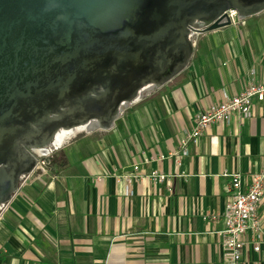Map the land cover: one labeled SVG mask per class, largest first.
I'll list each match as a JSON object with an SVG mask.
<instances>
[{
  "label": "crops",
  "instance_id": "0c3cea01",
  "mask_svg": "<svg viewBox=\"0 0 264 264\" xmlns=\"http://www.w3.org/2000/svg\"><path fill=\"white\" fill-rule=\"evenodd\" d=\"M263 78L264 11L195 34L181 73L111 129L65 138L47 174L19 186L0 212V264H224V223L210 216L228 199L223 172L248 181L262 168L264 101L252 102L249 117L213 123L187 155L181 140L210 104ZM155 170L165 180H153ZM258 212L264 240V199ZM243 239L241 264H264V243L257 252L251 231Z\"/></svg>",
  "mask_w": 264,
  "mask_h": 264
},
{
  "label": "water",
  "instance_id": "95a60500",
  "mask_svg": "<svg viewBox=\"0 0 264 264\" xmlns=\"http://www.w3.org/2000/svg\"><path fill=\"white\" fill-rule=\"evenodd\" d=\"M264 0H0V211L79 128L108 130L189 64L194 35ZM49 152V153H50Z\"/></svg>",
  "mask_w": 264,
  "mask_h": 264
},
{
  "label": "built area",
  "instance_id": "2783aa9c",
  "mask_svg": "<svg viewBox=\"0 0 264 264\" xmlns=\"http://www.w3.org/2000/svg\"><path fill=\"white\" fill-rule=\"evenodd\" d=\"M228 15L232 24H235L237 22L236 11L230 10L228 11ZM254 100L258 102L264 101V78L259 82L249 83L237 95L226 96L222 101L210 104L206 109L197 114L194 126L185 132L181 140L182 150L180 154L187 155L188 144L196 143L203 132L213 123L221 121L228 122L233 114L249 117L251 115V105ZM48 162L49 160L47 158H40L37 161L35 170L40 169L41 172H45V167ZM133 170L136 171L134 174L125 177V190L127 194H130L132 179L139 178L138 166L135 165ZM29 175L23 180L26 181ZM149 176L153 180H165V175L159 174L157 170L152 171ZM223 176L229 178L226 186L228 199L223 211L219 214H212L210 219L214 221L222 220L224 223L223 230L219 232L221 236V256L224 264H241L245 246L243 239L245 232L249 230L255 236V242L253 244L255 251H260L264 243L260 234L261 217L258 212L259 205L264 199V163L259 171L249 174L248 181H244V176L240 173H229L225 171L223 172Z\"/></svg>",
  "mask_w": 264,
  "mask_h": 264
},
{
  "label": "rangeland",
  "instance_id": "374dc122",
  "mask_svg": "<svg viewBox=\"0 0 264 264\" xmlns=\"http://www.w3.org/2000/svg\"><path fill=\"white\" fill-rule=\"evenodd\" d=\"M238 22H240V21H238L237 20V22L236 23H238ZM40 158H42V159H44V158H47L49 161L50 160H53V159H55V160H57L58 159V157L57 156H54V152H50L49 153V155L48 156H41ZM49 167V162L46 164V167H45V172H41L40 171V169H34L32 172H31V174L29 175V177L26 179V182L27 183H31L32 181H34L35 179H38L39 177L41 178L42 176H44V175H46L47 174V168ZM25 182V180H22L21 182H20V184H19V186L22 184V183H24Z\"/></svg>",
  "mask_w": 264,
  "mask_h": 264
},
{
  "label": "bare ground",
  "instance_id": "6f19581e",
  "mask_svg": "<svg viewBox=\"0 0 264 264\" xmlns=\"http://www.w3.org/2000/svg\"><path fill=\"white\" fill-rule=\"evenodd\" d=\"M81 130H84V128H79V129H77V130L71 131V132H70L71 134H69V133L66 134V135L64 136V139L67 138V137H69V136L72 135L73 133L78 132V131H81ZM64 139H63V140H64ZM58 143L61 144L62 141H61V140H57V143H55V144H58ZM49 152H50V151H48V150H47V151H40L39 155H40V156H47V155H49Z\"/></svg>",
  "mask_w": 264,
  "mask_h": 264
}]
</instances>
